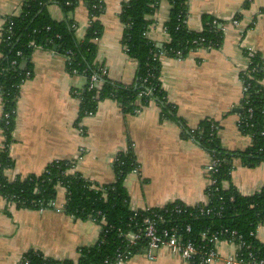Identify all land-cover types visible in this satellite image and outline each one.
Returning <instances> with one entry per match:
<instances>
[{"label": "crops", "instance_id": "obj_1", "mask_svg": "<svg viewBox=\"0 0 264 264\" xmlns=\"http://www.w3.org/2000/svg\"><path fill=\"white\" fill-rule=\"evenodd\" d=\"M101 1L104 8L99 20L103 29L97 40L95 62L104 67L110 79L129 84L137 65L120 42L124 30L119 18L122 0ZM21 2L0 0V35L4 18L18 14ZM170 12L171 4L160 0L148 16L147 37L151 41H168L163 26ZM49 13L54 20L67 18L74 22L76 37L83 39L89 23L83 1L66 15L56 5L49 6ZM205 16L222 21L221 45L199 47L185 57L161 56V85L188 127L195 128L204 118L212 119L219 127L222 145L228 150H243L251 138L239 130V114L233 108L243 97L240 73L248 61L244 50L259 52L264 58V0H187L185 24L190 30L201 31ZM234 17L237 24L232 22ZM65 60L47 49L33 50L32 75L19 91L14 140L9 146L14 163L4 171L6 178L13 181L40 174L54 160H72L84 178L108 184L114 180L115 156L130 149L137 169L126 176L124 186L132 210L159 208L174 201L186 206L205 204L208 151L182 136L175 121L162 118L155 102L135 113H124L114 100L104 99L93 115L76 122L80 106L77 94L83 89L84 78L68 73ZM262 85L264 88V79ZM230 185L244 195L259 190L264 185V161L248 167L234 159L230 181L222 183L224 188ZM65 201L66 190L60 185L56 187L53 209L47 210L16 207L0 194V264H19L30 249L75 261L80 247L95 244L100 225L64 213ZM255 236L264 244V223L257 227ZM233 249V245L220 241L219 257L212 264H225L223 256ZM122 264L187 263L162 249L152 259L138 253Z\"/></svg>", "mask_w": 264, "mask_h": 264}, {"label": "trees", "instance_id": "obj_2", "mask_svg": "<svg viewBox=\"0 0 264 264\" xmlns=\"http://www.w3.org/2000/svg\"><path fill=\"white\" fill-rule=\"evenodd\" d=\"M80 1L86 4L89 18L81 40L76 37L72 21L67 18L54 20L49 13V6L56 5L66 15ZM159 1L122 0L119 18L124 30L120 42L127 56L137 65L129 84L110 79L104 67L95 62L97 40L103 29L99 20L104 8L101 0H22L19 13L4 18L0 35V194L16 207L47 210L53 209L56 187L60 185L66 190L63 212L76 219L93 220L101 227L96 243L80 247L75 261L45 256L40 250L30 249L22 255L23 260L19 264H110L115 262L118 253L126 256L123 258L126 261L143 253L147 239L141 236L135 244H129L122 235L140 229L143 217L153 214L162 216L163 220L158 221L159 229L176 222L188 224L190 230L185 238L203 249L211 246L207 240H202L203 233L209 236L222 229L235 230L250 245V248L241 249V254L247 257L251 252L256 260L264 262V244L255 236L257 227L264 223V185L249 195L239 193L232 185L228 188L222 186L224 181H230L234 159H240L242 165L248 167L264 161V58L259 52L249 55V51L244 50L248 61L240 73L243 97L238 105L241 109L238 128L251 138V143L243 150H228L220 141L216 121L204 118L195 128L183 122L176 107L168 101L160 80L161 56L185 57L199 47L218 48L223 39L222 27H219L222 21L205 16L201 31L190 30L184 22L187 0H167L171 4L170 16L164 23L168 41L157 44L144 33L149 23L148 16L157 9ZM247 6L248 2H245L244 8ZM200 38L204 41L200 42ZM33 45L54 49L65 57L68 73L84 78L83 89L77 94L80 106L76 122L86 113H94L98 103L104 99L114 100L124 113H135L150 102L159 105L162 118L175 121L182 136L191 138L218 160L212 173L215 184L205 188L207 207H211L213 212L200 214L199 208L204 204L186 206L179 201L162 208L132 210L124 186L126 176L137 169L130 149L115 156L112 163L114 180L108 184L84 178L75 170L72 160H54L40 174L9 181L4 171L14 163L9 146L14 140L20 87L27 78L26 72H30L28 78L32 75ZM92 75L102 82L99 89L90 88ZM176 206L180 207L179 212ZM102 218L105 223H102ZM201 254L197 252L193 263H197Z\"/></svg>", "mask_w": 264, "mask_h": 264}, {"label": "built area", "instance_id": "obj_3", "mask_svg": "<svg viewBox=\"0 0 264 264\" xmlns=\"http://www.w3.org/2000/svg\"><path fill=\"white\" fill-rule=\"evenodd\" d=\"M232 22L234 24H237V21L235 19H233ZM213 23H215V21ZM72 27L74 29H76L77 27L74 22L72 23ZM149 30L150 28L147 27L144 33L145 36H148ZM163 31L166 33V29L164 26H163ZM199 41L202 42L204 41V39L200 38ZM33 46L34 49L43 48L38 45H33ZM43 49H47L52 54H57V52L54 49L52 50H49L48 48H43ZM179 53L180 52L177 51V54ZM252 53H253L252 51H249V55H251ZM29 75L30 72L27 71L26 80L28 79ZM101 84L102 82L99 81L95 75L91 76L90 88L93 87L99 89ZM145 94H148V92H145ZM1 101L2 99L0 97V104ZM93 114H94L93 112H88L86 113V116H90ZM261 134H263V131H261ZM217 165H218V160H215L212 156H210V161L205 168V175L207 179L206 187L215 184V180L212 177V173L216 170ZM215 190H217V188H215ZM207 205H208V197L204 206L199 208L200 214L209 215L213 212V209L211 207H207ZM53 207H54V203H53ZM176 211L177 212L180 211L179 206H176ZM160 220H163L162 216H158L156 214L145 215L142 219L140 229L134 232L124 233L122 236L129 244H135L140 239L141 236L146 238L147 246L144 249L143 253H145V255L150 259L154 258L156 251L166 249L172 255L174 256L176 255L182 258L184 261H186L187 264H212L213 261L218 259L219 257L217 251V244L220 241H225L233 245L234 247L231 253L223 256L222 259L225 264H263L264 263L263 260H256L251 252L247 254V257H244L241 254L240 252L241 249L250 248V245L246 244L242 240L241 235L238 234L235 230L222 229L219 232H215L209 236H207L206 233H203L202 240H207V242L211 244V246H209L208 249H203V247L200 248L196 247L194 245V242H192L190 239L185 238V234L190 230V226L188 224H183L182 222H176L169 227L159 229L158 221ZM101 221L102 223H105L103 218L101 219ZM197 252H202V254L201 256H199L197 263H193V259L197 254ZM123 258H126V256L123 257L121 256V253H118L115 262L110 264H122L123 262H125ZM22 260L23 258L21 257L19 263H21Z\"/></svg>", "mask_w": 264, "mask_h": 264}, {"label": "water", "instance_id": "obj_4", "mask_svg": "<svg viewBox=\"0 0 264 264\" xmlns=\"http://www.w3.org/2000/svg\"><path fill=\"white\" fill-rule=\"evenodd\" d=\"M219 27H221V26H219ZM240 110H241V109L238 108V107L233 108V111H234V112H240Z\"/></svg>", "mask_w": 264, "mask_h": 264}]
</instances>
